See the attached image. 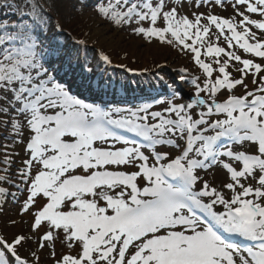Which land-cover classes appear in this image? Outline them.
I'll return each instance as SVG.
<instances>
[{"label":"snow or ice","instance_id":"6c2138e0","mask_svg":"<svg viewBox=\"0 0 264 264\" xmlns=\"http://www.w3.org/2000/svg\"><path fill=\"white\" fill-rule=\"evenodd\" d=\"M53 6L0 0V212L20 217L0 264H264V0H96L99 23L201 73L179 70L187 98L174 81L128 107L62 82L72 48Z\"/></svg>","mask_w":264,"mask_h":264},{"label":"rangeland","instance_id":"374dc122","mask_svg":"<svg viewBox=\"0 0 264 264\" xmlns=\"http://www.w3.org/2000/svg\"><path fill=\"white\" fill-rule=\"evenodd\" d=\"M91 2L92 0H89L88 7L83 13L80 12L79 19L81 21L79 20L77 23L78 28L84 29L85 32L84 41L86 43L84 47H88L90 51L92 50L97 54L103 52L109 55L112 61L111 64L114 65L116 69L128 71L131 69V71H138L141 72L140 74L146 75L147 79H151V83L145 87L149 88L152 94H156L152 97L159 99L166 98L169 89L165 85L172 84L174 81L183 89L185 97L191 95V92L194 91L191 85L181 84L178 80V77L181 75L179 71L181 68H186L196 75L201 74L197 66H195L191 54L182 53L175 47L166 43H161L157 38L149 39L142 36L131 35L130 29L114 28L108 24L99 23V18L96 17L94 13L96 1L93 6H91ZM170 2L179 4L180 0H170ZM188 2H190V0H188ZM188 10L192 11L193 9ZM199 10L204 11L205 9L201 8ZM216 11L222 15L230 14V10L229 12H222L221 9L217 8ZM144 26L147 27L149 25L145 22ZM157 26L162 25L158 22ZM169 38L171 37L169 36ZM221 44L223 46L222 41ZM86 67V70L84 68V73L87 75L85 81L89 83L93 80L92 76H96L97 72L89 65H86ZM118 84L122 87L121 82H118ZM152 85L155 87L150 88ZM151 98H147L143 102H151ZM141 103L142 102H139L135 105ZM115 106L128 107V105L118 104ZM201 175H203V173H201ZM207 178L209 180H214L215 184L218 185L225 179V175L222 171L215 170L214 175L210 174ZM16 211L17 209L9 204L0 212V234L14 233L20 230V228H10L8 226V218L10 216L20 219L19 216L15 215ZM23 219L27 221L30 218L25 216ZM20 227L22 228L23 225ZM60 251L61 249L59 245H57V252L59 253ZM42 264H51L47 252L43 254Z\"/></svg>","mask_w":264,"mask_h":264},{"label":"trees","instance_id":"16d2710c","mask_svg":"<svg viewBox=\"0 0 264 264\" xmlns=\"http://www.w3.org/2000/svg\"><path fill=\"white\" fill-rule=\"evenodd\" d=\"M54 6L51 9L52 12V23L55 24V21H59L68 33H63L59 36V40L62 43H67L72 48V57L71 65L73 70L79 72L82 70L79 65L91 63L93 68H97L101 65V62L94 51H90L87 47L81 48L78 44L72 42V38L77 40H84L85 32L84 29L78 28L77 23L79 22L80 11H78L80 5V0H53ZM94 3L91 2V6ZM81 21V20H80ZM48 35L51 37L53 32L50 31ZM78 49V52H77ZM113 75H121L122 72L112 71ZM141 78V77H140ZM146 81V78H143Z\"/></svg>","mask_w":264,"mask_h":264},{"label":"bare ground","instance_id":"6f19581e","mask_svg":"<svg viewBox=\"0 0 264 264\" xmlns=\"http://www.w3.org/2000/svg\"><path fill=\"white\" fill-rule=\"evenodd\" d=\"M88 90H92L93 88L91 87L90 89L89 88H87ZM143 94H147L146 92H143Z\"/></svg>","mask_w":264,"mask_h":264},{"label":"water","instance_id":"95a60500","mask_svg":"<svg viewBox=\"0 0 264 264\" xmlns=\"http://www.w3.org/2000/svg\"><path fill=\"white\" fill-rule=\"evenodd\" d=\"M187 97V96H186Z\"/></svg>","mask_w":264,"mask_h":264}]
</instances>
